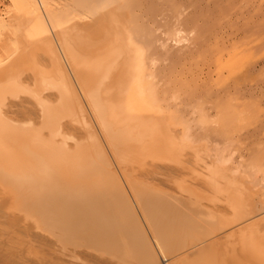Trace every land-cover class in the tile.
I'll return each instance as SVG.
<instances>
[{
	"label": "bare ground",
	"instance_id": "1",
	"mask_svg": "<svg viewBox=\"0 0 264 264\" xmlns=\"http://www.w3.org/2000/svg\"><path fill=\"white\" fill-rule=\"evenodd\" d=\"M50 1L13 0L0 23V207L13 216L0 208L7 220L0 218V264H160L157 255L166 264H264V219L251 221L252 189L227 161H197L201 171H192L203 197L188 186L193 176L189 184L171 180L180 192L170 190V179L166 190L147 184L153 177L145 182V158L188 172L192 162L182 157L200 146L177 132L174 112L156 101L144 47L129 25L130 5L78 0L63 12ZM20 96L34 111L13 103ZM63 120L85 135H74V127L71 133ZM102 143L122 173L133 161L145 181L131 171L116 174ZM211 192L225 197L228 215L205 206ZM29 229L46 245L35 246Z\"/></svg>",
	"mask_w": 264,
	"mask_h": 264
},
{
	"label": "rangeland",
	"instance_id": "2",
	"mask_svg": "<svg viewBox=\"0 0 264 264\" xmlns=\"http://www.w3.org/2000/svg\"><path fill=\"white\" fill-rule=\"evenodd\" d=\"M51 1L50 3H52L53 8L63 12H72L71 9L74 8L75 10V5L77 4L75 2H78V0H72L73 2L63 0L64 4L62 0ZM79 1L81 2V0ZM86 1L84 2L85 4ZM124 1L130 5L126 10L129 13L127 15L129 16L128 19H130L129 25L135 32V40L137 41L138 39L137 42H141L140 44L144 47L146 66L148 68L147 74L151 75L150 85L151 87L153 86L152 89L154 88L153 91L155 92V98L159 107L162 110L164 109V112H167V110L174 112L177 132L183 134L194 145L200 146L197 149L203 148L201 150L205 151L198 153L200 150L196 149V153L193 152L195 155L193 153L192 155L189 151L184 153L185 156L182 157V162L186 159L188 162L189 160L192 162V164L187 163L188 168L192 166V169H186L188 172H182L185 170L180 169L181 166L177 164L166 163L162 165L165 170H162L161 165L159 167L161 162L152 159L157 164L159 163L157 165L153 161L147 160V158H145L146 160L142 159L140 164L144 165L143 162L145 161L149 163L145 162L146 167L143 166L145 170L150 165L148 166V173L144 172L143 169L141 172H139L140 169L137 171L135 167L137 165L133 167V161L131 164L124 165V171H126V168L127 171L130 168L129 171L136 175L133 178H139V180L143 178L140 181H145L146 178V183L149 178L153 177L151 178L152 180L149 179L150 182L147 184L151 186H155L156 184L158 188L162 185L163 188L160 187L162 190L169 189L168 184L171 183L170 185L174 189L170 187V190H174L173 192L177 189L180 192L181 186L179 185L187 183L193 176V179L195 180L196 178V180L193 181L191 179L193 183L189 181L190 184H187L201 194L198 190L202 188V185L201 188H195V185L198 186L200 184H195V182L197 183L201 180L200 177H196L195 172L201 170L195 171V169L200 168L199 166H202L205 160L207 162L210 157H217V160L222 162L223 160L227 161L226 168L228 167L227 169L233 171V175L236 173L239 175V178H243L244 181L239 179L241 184L248 183L250 185L252 192H247L249 190L247 187L246 197L248 193L247 201H249L250 197V203L253 204L256 214H254L255 216L252 215L254 217L251 216L249 218L252 219V222L261 221V219H264V0ZM65 5L68 6L64 7ZM69 5H71L70 9L68 8ZM58 6L59 8L62 6L64 8L59 9ZM121 6L126 7L124 3ZM12 9L13 0H0V23L6 20V18L8 19ZM0 58H3L1 50ZM20 98V100H15L16 102L14 101L13 103L19 104L20 108L25 107L23 109L34 111L35 106H30L34 104L28 97L20 96ZM29 102L30 105H28ZM11 107L10 109L12 110L16 108L17 111L20 110L18 107ZM86 112L92 128L95 130L94 132H96L100 141L104 142L102 141L100 132L97 130V125L95 122L93 124L92 117L88 113L89 111L86 110ZM67 121L63 120L62 123L64 122L63 124L67 125L66 127L71 133L76 128V131L74 130L75 133L73 132L74 135H79V137L80 135H85L84 131L77 129L76 125L71 124L69 121L67 123ZM71 127H74V129L72 128L71 130ZM104 144L103 146L106 149L107 147ZM69 145L72 146V142ZM107 150L105 151L108 153L107 155L114 172L119 176H122V174L127 175L129 171L122 173V167L120 168L116 164L117 162L112 157L113 155L109 156L111 154ZM186 155H191V157H186ZM206 156L209 158L203 159ZM194 157L197 160L193 162ZM137 160L134 162L136 163ZM200 160L203 162L201 165H199ZM197 161L199 166L197 165ZM165 166L170 169L164 168ZM153 169H155V172H152ZM193 169L195 172L192 171ZM143 172L146 173L143 174L145 178L142 177ZM156 172H159L160 175L159 173L155 175ZM161 173L162 180L160 178ZM186 173L190 175L187 176ZM237 175H235L237 177H235L236 180L238 179ZM176 176L179 177L177 178L178 180H176ZM147 177L149 178L147 179ZM186 178H189V180ZM166 179H170V182ZM171 180L174 182L175 180L178 181V187L174 186ZM184 180L186 181L184 182ZM159 183L162 184L159 185ZM191 184H194V186H191ZM245 184L243 185L246 188ZM185 186L182 188L183 191L185 190L184 188H187ZM170 190L167 191L171 192ZM180 194L185 195L187 193L182 192ZM201 195L203 197V194ZM206 195L212 198L209 199L211 200V204L207 203L205 205L202 202V205L204 204L206 207H209L210 211H214L215 208H217L216 210L218 208H220L219 210L225 208L223 211L228 210L225 197L212 194V192L211 194L205 193ZM0 198L6 202V198L3 195ZM206 199L208 200V197ZM222 200H224V205ZM217 201L222 204H217ZM0 208L4 210L3 207ZM2 213L7 217H13L5 210ZM227 213H229V210ZM1 215L0 218L5 219V216ZM1 219L0 222L6 220ZM250 219H246L247 223H245V220L241 222L244 225H232L233 230L229 227L228 229L231 230L229 232L236 230L238 226L240 228L249 224L251 222ZM19 225L22 228L25 226L23 224ZM27 235L30 237L28 238ZM35 235L38 234L30 229L26 232V237L29 240L34 239L33 243L35 246L38 244L46 245V242H43L39 237L38 240L41 243L36 241L37 237ZM28 239L25 241H29ZM44 249L45 251H49L47 248ZM30 256V259L33 258V256ZM157 256H159L158 260L160 264L168 263V259L165 258L167 261L165 260L164 262L163 256Z\"/></svg>",
	"mask_w": 264,
	"mask_h": 264
}]
</instances>
